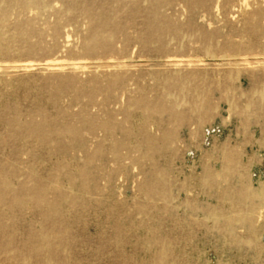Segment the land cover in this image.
I'll use <instances>...</instances> for the list:
<instances>
[{
	"label": "rangeland",
	"instance_id": "1",
	"mask_svg": "<svg viewBox=\"0 0 264 264\" xmlns=\"http://www.w3.org/2000/svg\"><path fill=\"white\" fill-rule=\"evenodd\" d=\"M35 1L0 0V172L18 173L15 188L45 181L72 201L61 203L53 229L31 205L4 217L12 230L0 237V264H44L23 249L30 231L57 239L63 264H156L160 251L168 264H264V0H162L156 11L150 0ZM105 19L117 27L96 35ZM153 27L166 30L155 39ZM90 40H98L92 50ZM124 72L131 79L124 89L89 99L92 79L105 84ZM138 98L155 111L149 118L131 106ZM82 114L97 126L111 118L115 133L85 128L81 141L47 144L24 128L9 136L14 116L23 125L33 119L78 126ZM142 136L155 140L157 152L145 153ZM119 142L126 148L113 152ZM96 147L100 154L80 191L74 168ZM6 206L0 204L1 214ZM62 222L66 233L57 230ZM66 237L71 245L63 247Z\"/></svg>",
	"mask_w": 264,
	"mask_h": 264
},
{
	"label": "bare ground",
	"instance_id": "2",
	"mask_svg": "<svg viewBox=\"0 0 264 264\" xmlns=\"http://www.w3.org/2000/svg\"><path fill=\"white\" fill-rule=\"evenodd\" d=\"M34 2V4H36V5H38V1H35V0H33ZM162 0H150V2H151V7H152V10H154V11H156L157 10V8L159 7V5H160V2H161ZM244 1H246V0H244ZM217 3H219V2H217ZM246 3V2H245ZM243 4V3H242ZM241 4V5H242ZM218 7V6H217ZM244 7V6H243ZM215 9H216V6H215ZM218 9V8H217ZM224 9V8H223ZM247 9V8H246ZM183 11V10H182ZM216 11V10H215ZM218 11H219V9H218ZM246 11V10H245ZM241 14H243V13H241ZM199 17V16H198ZM204 16L202 15V18H203ZM182 18V17H181ZM200 19V18H199ZM189 20H191V19H189ZM240 20H242V19H240ZM214 22H215V20H214ZM199 23V22H198ZM200 23H201V21H200ZM126 24H127V22H126ZM192 24H194V23H192ZM214 24V23H213ZM205 25V24H204ZM209 26V25H208ZM249 26L252 28V30H253V33L255 34V35H259L260 34V28L257 26V25H255L254 23H251V22H249ZM104 27H117L116 25H114L113 24V22L112 21H110V20H107V19H105L101 24H99L98 26H97V29L95 30V33H96V35L97 34H99L103 29H104ZM208 28V27H207ZM210 29V28H209ZM164 30H166V29H162V28H155V27H153L152 29H151V32H150V34H151V38H159V36H161V34H162V32L164 31ZM36 31V30H35ZM65 31V30H64ZM100 31V32H99ZM115 31V30H114ZM117 31H118V29H117ZM27 31L25 30V31H23V34H25ZM114 33H116V32H114ZM117 34H119V33H117ZM116 34V35H117ZM208 38V37H207ZM242 38H243V36H242ZM1 39V38H0ZM67 39V38H66ZM100 39H101V41H102V43H100ZM99 39V42H98V40H90L88 43H87V46H88V48L89 49H93V46H96V44H97V42H98V45H101V44H103L104 42H106V41H108L109 39H110V36L108 35V36H101V38ZM192 39V38H191ZM65 40V39H64ZM68 40V39H67ZM182 40H183V38H182ZM172 40L170 39V42H171ZM243 41V40H242ZM163 42H164V40H163ZM174 42V41H173ZM169 44V43H168ZM178 44V43H177ZM156 46V45H155ZM151 47V46H150ZM178 47V46H177ZM218 48V47H217ZM181 49V48H180ZM199 49V48H198ZM111 51V50H110ZM132 54V53H131ZM141 54V53H140ZM264 56V55H263ZM161 57V56H160ZM220 58V57H219ZM235 58H238V57H235ZM244 58V57H243ZM247 58V57H246ZM207 59H209V58H207ZM214 59V58H213ZM221 59H222V57H221ZM224 59V58H223ZM227 59V58H226ZM241 60V59H240ZM253 60V59H252ZM263 60V59H262ZM261 60V61H262ZM254 61V60H253ZM126 62H127V60H126ZM164 62V61H163ZM57 63V62H56ZM53 64V66L54 67H56V66H58V64L59 63H57V64ZM105 62H103V64H104ZM119 63V62H118ZM118 63H116L117 65H119ZM130 63V62H129ZM149 63V62H148ZM78 64H80V63H78ZM88 64V63H87ZM109 64V63H108ZM111 64V63H110ZM23 65V64H22ZM21 65V66H22ZM25 65V64H24ZM67 65V64H66ZM70 65V64H69ZM83 65V64H82ZM81 65V66H82ZM85 65V64H84ZM90 65V64H89ZM249 65V64H248ZM248 65H246L247 67H248ZM264 65V64H263ZM26 66V65H25ZM52 66V65H51ZM73 66V65H72ZM74 66H76V65H74ZM176 66V65H175ZM244 69H245V67L246 66H244V65H241ZM31 67V66H30ZM33 67V66H32ZM47 67V66H46ZM189 67V66H188ZM25 68V67H24ZM52 68V67H51ZM76 68V67H75ZM263 68H264V66H263ZM55 69H57V68H55ZM72 69H74V67L72 68ZM176 69H178V68H176ZM193 69V68H192ZM51 70V69H50ZM147 70V69H146ZM178 70H181V69H178ZM188 70V69H187ZM186 70V71H187ZM195 70V69H194ZM97 71V70H96ZM120 71V70H119ZM160 71H161V69H160ZM197 71V70H196ZM122 72V71H121ZM151 72V71H150ZM168 72V71H167ZM199 72V71H198ZM205 72V71H204ZM174 73V72H173ZM225 73V72H224ZM243 73V72H242ZM164 74V73H163ZM178 75H179V72L177 73ZM239 74V73H238ZM174 75V74H173ZM248 75V74H247ZM127 76V73L126 72H124V73H116V74H110L109 76H107L106 77V79L104 80V82H105V84L102 82V83H100L99 81H98V79H92L91 81H90V83H89V90H88V95H89V99L92 101V99H94L98 94H103V93H107V92H111L113 89H115V87L118 85L121 89H124V87H126V84H128V82H129V79L130 78H127L126 77ZM194 77V76H193ZM161 79V78H160ZM131 80V79H130ZM164 80V79H163ZM197 83V82H196ZM220 83V82H219ZM181 85V84H180ZM168 86V85H167ZM254 86V85H253ZM256 86V85H255ZM203 87H204V85H203ZM203 87H201V89L203 88ZM249 87V86H248ZM59 88V87H58ZM56 89V91L58 92V90H57V88H55ZM243 90V89H242ZM246 90V89H245ZM248 90V89H247ZM172 91V90H171ZM181 91V90H180ZM203 91H204V89H203ZM205 92V91H204ZM175 93V92H174ZM183 94V93H182ZM119 95V94H118ZM262 97L264 96V91L260 94ZM172 96V95H171ZM170 96V97H171ZM174 96V95H173ZM122 97V96H121ZM158 97V96H157ZM168 98V97H167ZM203 98V97H202ZM207 98V97H206ZM174 99V98H173ZM199 99H200V97H199ZM211 99V98H210ZM121 100H122V98H121ZM120 100V101H121ZM9 101H11V98H10V100ZM167 101V100H166ZM183 101V100H182ZM254 101V100H253ZM157 103V102H156ZM155 103V104H156ZM177 103V102H176ZM8 104V103H7ZM9 104H10V102H9ZM126 105V104H125ZM181 105V104H180ZM225 105V104H224ZM253 105V104H252ZM131 106H135V107H138L139 109H143L144 110V114H143V117H145V118H149L150 116H152L153 114V108H151V107H149V105H148V103H146V102H143V101H141V100H139V98L138 99H132V104H131ZM8 107V106H7ZM12 107V106H11ZM17 107V106H16ZM231 107V106H230ZM14 108V107H13ZM166 108H168V107H166ZM242 109V108H241ZM171 110H172V107H171ZM244 110V109H243ZM200 111V110H199ZM202 111V110H201ZM260 111H262V110H260ZM93 112H94V110H93ZM155 112V111H154ZM167 113V112H166ZM189 113H191V112H189ZM264 113V112H263ZM213 114V113H212ZM253 114V113H252ZM200 118V117H199ZM111 118H108V121H103L102 123H100L98 126L96 125V124H94V121H92V118H90L88 115H86V114H82L81 116H79V125L78 126H75V125H71V124H62V125H59V124H56V125H54V124H51V123H49V122H46L45 120H42L40 123H36L33 119H29L27 122H26V124L25 125H23V124H21L20 123V120H19V118H18V116H14L10 121H8V125L11 127L12 126V130H11V128H10V132H12V134H9V136L11 135V137H12V135H14V136H16V134H17V132H19L18 130H20L21 131V129L22 128H24V130L26 131V132H28L30 135H32V136H34L37 140H39L41 143H45L46 142V144H47V142H49V141H51V142H53V143H56V142H58V140L60 141V140H62V139H64V138H66V139H68L69 141H70V143H74V142H77V141H81V139L83 138L82 136H83V133H84V129L85 128H87V132H89V133H94V132H96L97 130H101V131H103V132H105L107 135H109L110 137H112L113 136V133H115V128L112 126V124H111ZM3 123V122H2ZM183 123V122H182ZM237 124V123H236ZM137 125V124H136ZM202 125V124H201ZM1 127V126H0ZM261 127H262V125H261ZM1 129H3V127H1ZM151 129V128H150ZM120 133L119 134H121L122 136H123V138H129V136H130V132L127 130V129H123L122 127H120L119 128V130H118ZM2 131H0V136H1V134L3 135L4 133H1ZM134 132V131H133ZM140 132H142V131H140ZM151 132V131H150ZM21 132H19V134H20ZM23 133V132H22ZM135 133V132H134ZM255 134V133H254ZM13 136V137H14ZM18 136V135H17ZM16 136V137H17ZM29 137V136H28ZM85 137V136H84ZM143 137V140H142V142H143V145L145 146V153H154V152H157V151H155L153 148H152V145L155 143V140L151 137V136H142ZM1 138V137H0ZM7 138V137H6ZM19 138H20V136H19ZM25 138H27V137H25ZM141 138V137H140ZM14 139H15V137H14ZM138 139V138H137ZM8 140V139H7ZM16 140H18V138L17 139H15V141ZM84 140V139H83ZM11 141V140H10ZM68 141V142H69ZM138 141V140H137ZM11 142H13V139H12V141ZM26 142V141H25ZM140 142V141H139ZM7 143V142H6ZM16 143V142H15ZM28 144V143H27ZM130 144V143H129ZM1 145V144H0ZM12 145H13V143H12ZM137 145V144H136ZM16 146V145H15ZM2 147V146H1ZM10 147V146H9ZM18 147V146H17ZM23 146H21V148H22ZM68 147H70L69 145H68ZM43 148H44V146H43ZM65 148H67V147H65ZM125 149L126 147H125V144L124 143H122V142H119V143H113V145H112V150H113V152H116L118 149ZM129 148V147H128ZM161 148V147H160ZM1 149V148H0ZM6 149V148H5ZM13 149V148H12ZM45 149H46V147H45ZM44 149V150H45ZM68 149H70V148H68ZM17 150V149H16ZM19 150V149H18ZM73 150V149H72ZM162 151H164L163 149H161ZM5 151V150H4ZM6 152V151H5ZM86 154V156H85V161L83 162V165L81 166V167H79V166H77V167H75L74 168V175H76L78 178H80V184H79V186H78V189L80 190V191H85L86 190V178H87V169H88V167L92 164V162H93V158H94V156H96V155H99L100 154V149H99V147L97 148H95V150H93L92 151V154H88L87 153V151H84ZM22 153H23V151H22ZM41 153V152H40ZM44 153V152H43ZM159 153V152H158ZM45 154V153H44ZM8 155V154H7ZM10 155H12V154H10ZM26 155V154H25ZM157 155V154H156ZM9 156V155H8ZM145 156H147V154L145 155ZM11 158L13 159L14 157H12L11 156ZM35 158V157H34ZM6 159H7V157H6ZM14 159H16V158H14ZM29 159H31V158H29ZM46 159H47V157H46ZM7 160H9V158L7 159ZM18 160V159H17ZM33 160V159H32ZM38 160V159H37ZM59 160V159H58ZM141 160V159H140ZM157 160V159H156ZM3 161V160H2ZM34 161V163H35V161L36 160H33ZM126 161V160H125ZM153 161V160H152ZM27 162V161H26ZM25 162V163H26ZM32 162V161H31ZM154 162V161H153ZM0 163H2L1 162V159H0ZM7 163H9V162H7ZM20 163V162H19ZM105 163H106V161H105ZM155 163V162H154ZM21 164V163H20ZM20 164H17V165H20ZM10 165H11V163H10ZM106 165V164H105ZM1 166H2V164H1ZM32 167H33V165H31ZM8 167V166H7ZM163 167V166H162ZM163 168H165V167H163ZM2 168H0V170H1ZM17 169V168H16ZM16 169H14V170H16ZM20 169V168H19ZM43 169V168H42ZM131 169V168H130ZM134 169V168H133ZM3 170V169H2ZM5 170H7L6 169V167H5ZM5 170L4 171H1L0 173V176H1V179H0V204H5V206H6V204H7V206H6V209H7V212H5V213H3V214H1L0 213V237L2 236V235H4L5 233H8V232H10L11 230H12V228L11 227H8V225L6 226V225H3V223H1V221H2V219H4V217L6 218V217H11V216H9V215H12L11 214V212H15V210L17 209H21V208H24V207H27L28 205H31V206H33L35 209H37L38 210V214H39V216L40 217H42V219H43V222L45 223V224H48L49 225V228H55V225H56V222H54L53 221V219L55 218V217H57V216H61V203L62 202H69V201H72L71 200V198H69V195H67V194H61L60 195V193H56L55 191H53L52 189H49L48 187H47V183L45 184L44 182H40V181H38V180H35L34 179V181H32L31 182V184L30 185H25L24 183L22 184L21 183V185H19V186H16L17 188H15L13 185H12V182H11V179H12V177H15V175L16 174H14L15 172H13V171H11V172H13V174H9V173H6L5 172ZM48 170V169H47ZM124 170V169H123ZM132 170V169H131ZM150 170V169H149ZM32 171V170H31ZM130 171V170H129ZM134 171V170H133ZM8 172V171H7ZM21 172H23L22 170H21ZM107 172V171H106ZM122 172H124V171H122ZM17 173V172H16ZM101 173H102V170H101ZM125 173V172H124ZM136 173V172H135ZM18 174V173H17ZM32 174H33V172H32ZM103 174V173H102ZM101 174V175H102ZM122 174V173H121ZM128 174V173H127ZM23 175V174H22ZM27 175H28V173H27ZM26 175V176H27ZM30 175V174H29ZM18 176V175H17ZM33 176V175H32ZM121 176H123V175H121ZM125 176V175H124ZM129 176V175H128ZM127 176V177H128ZM131 176V175H130ZM34 177V176H33ZM40 177V176H39ZM43 177V176H42ZM18 178V177H17ZM34 178H37V177H34ZM44 178H45V176H44ZM124 178V177H123ZM129 178V177H128ZM22 179H24V178H22ZM25 180V179H24ZM28 180V179H27ZM71 181H69V183H70V185H73V180L72 179H70ZM122 180V179H121ZM129 180V179H128ZM150 180V179H149ZM15 181V180H14ZM16 182V181H15ZM19 182V181H18ZM64 183V182H63ZM168 183V182H167ZM18 184H20V183H18ZM101 184V183H100ZM249 184V183H248ZM64 186H66V185H64ZM259 186H260V184H259ZM224 187V186H223ZM116 188V187H115ZM168 188V187H167ZM259 188H261V186L259 187ZM237 189H239L238 187H237ZM61 190V189H60ZM255 190V189H254ZM262 190H263V188H262ZM261 190V191H262ZM64 191V190H63ZM149 191V190H148ZM256 191V190H255ZM69 193H71V192H69ZM170 193V192H169ZM168 193V194H169ZM217 193H219V192H217ZM256 193H257V191H256ZM262 193H263V191H262ZM49 194H52L53 196H54V199H52V200H48V199H46L47 198V196L49 195ZM58 194V195H57ZM213 194H215V193H213ZM57 196V197H56ZM171 196V195H170ZM221 196H223V195H221ZM225 196V195H224ZM82 197V196H81ZM258 197H259V194H258ZM87 198V197H86ZM90 198V197H89ZM91 199V198H90ZM215 199H217V198H215ZM169 201H170V198H169ZM178 201V200H177ZM74 202V201H73ZM72 202V203H73ZM162 202V201H161ZM256 202V201H255ZM247 203V202H246ZM260 203H262L261 201L259 202V204ZM150 204V203H149ZM172 204H173V202H172ZM83 205H84V203H83ZM91 205V204H90ZM234 205V204H233ZM253 205H254V203H253ZM2 207H4L3 205H1ZM69 206V205H68ZM138 206H140V203L138 204ZM153 206V205H152ZM235 206V205H234ZM255 206H256V204H255ZM2 207L0 208V209H2ZM165 207H168L167 205H165ZM185 207V206H184ZM204 207H206V206H204ZM243 207H244V205H243ZM249 207V206H248ZM96 208V207H95ZM136 208V207H135ZM140 208V207H139ZM160 208V207H159ZM169 208V207H168ZM171 208V207H170ZM254 208V211L256 210L255 208L256 207H253ZM258 208V207H257ZM151 209V208H150ZM16 210V211H17ZM36 210V211H37ZM139 210V209H138ZM245 210V209H244ZM35 211V212H36ZM154 211V210H153ZM174 211V210H173ZM211 211V210H210ZM262 211V210H261ZM264 211V210H263ZM262 211V212H263ZM18 212V211H17ZM17 212H16V214H17ZM246 212V211H245ZM20 213H21V210H20ZM180 213V212H179ZM234 213V212H233ZM15 213H14V215H16ZM37 213H35V215H36ZM21 215V214H20ZM126 215V214H125ZM180 215V214H179ZM260 215V214H259ZM258 215V216H259ZM17 216V215H16ZM16 216L14 217V219H17L16 218ZM33 216V215H32ZM36 216H38V215H36ZM149 216V215H148ZM202 216V215H201ZM262 215H260V217H261ZM12 217V218H13ZM19 217H21V216H19ZM118 217V216H117ZM255 217V216H254ZM143 218V217H142ZM156 218V217H155ZM31 219H32V217H31ZM35 218H33V220H34ZM37 219V218H36ZM41 219V218H40ZM140 219V218H139ZM144 219V218H143ZM201 219V218H200ZM247 219V218H246ZM245 219V220H246ZM251 219H254V218H251ZM20 220V219H19ZM22 220V219H21ZM76 220V219H75ZM114 220H116V218L114 219ZM248 220V219H247ZM36 222H37V220H35ZM254 221V220H253ZM20 222H22V221H20ZM41 222V221H40ZM143 222V220L141 221V223ZM138 223H139V221H138ZM211 223V222H210ZM81 224V223H80ZM192 224V223H191ZM247 224H248V222H247ZM24 225V224H23ZM22 224L20 225V226H23ZM77 225V221L75 222V226ZM114 225V224H113ZM140 225V224H139ZM245 225V224H244ZM34 226V225H33ZM68 224H66V223H64V222H62V223H60V227H57L58 229L57 230H61V232H65L66 233V231L68 230ZM121 226V225H120ZM119 226V227H120ZM158 226V225H157ZM192 226H194L193 224H192ZM235 226V225H234ZM253 226V225H252ZM16 227V226H15ZM18 227H19V225H18ZM25 227V226H24ZM251 227V226H250ZM20 228V227H19ZM121 229H122V227H120ZM120 228H119V230H120ZM158 228V227H157ZM236 228V227H235ZM15 229V228H14ZM81 229V228H80ZM225 229V228H224ZM243 229V228H242ZM16 230V229H15ZM34 230V229H33ZM116 230V229H115ZM153 230V229H152ZM246 230H248V228L246 229ZM227 231V230H226ZM245 231V230H244ZM21 232V231H20ZM47 231H45V233H46ZM45 233L43 232V233H40V234H35V232H32V231H30V232H28L27 233V235L25 236V238L23 239V237H22V239H23V242H22V246H23V249H25V251H26V253H27V255H29V256H33L34 258H39L41 261H42V263H44V264H63V261L62 260H59L58 259V257H57V248H58V245H57V242H58V240L57 239H47L48 237H47V235H45ZM53 233V232H52ZM68 233V232H67ZM121 233V232H120ZM215 233V232H214ZM21 234V233H20ZM25 234V233H24ZM24 234H22V236L24 235ZM156 234H157V232H156ZM216 234V233H215ZM223 234V233H222ZM226 234H228V233H226ZM232 234V233H231ZM252 234H254V233H252ZM114 235H115V233H114ZM225 235V234H224ZM230 235V234H229ZM229 235H228V237H229ZM52 236V235H51ZM55 236V235H54ZM158 236V235H157ZM233 236V235H232ZM71 237V236H70ZM112 237V236H111ZM115 237V236H114ZM159 237V236H158ZM162 237V236H161ZM206 237V236H205ZM225 237H226V235H225ZM252 237H255V235H252ZM164 238V237H163ZM181 238V237H180ZM227 238V237H226ZM47 239V240H46ZM230 240H231V238H229ZM253 239H255V238H253ZM111 240V239H110ZM226 240V239H225ZM233 240H236V239H233ZM232 240V241H233ZM239 240H241V239H239ZM238 240V241H239ZM40 241H45L44 243H40ZM227 241H229V240H227ZM70 242H71V240L69 239V237L67 238H65V239H63V241H62V246L63 247H68L69 245H71L70 244ZM123 242V240L121 241V243ZM225 242V241H224ZM231 242V241H230ZM240 242V245H241V241H239ZM243 242V241H242ZM252 242V241H251ZM101 243V242H100ZM103 243V242H102ZM108 243V242H107ZM119 244V245H121L122 246V244ZM162 243V242H161ZM244 243V242H243ZM245 243H247L246 241H245ZM126 244V243H125ZM128 244V243H127ZM154 245L153 246H156L157 244H158V242H156L155 240H154V243H153ZM116 244H114V246H115ZM238 244H237V242H236V246H237ZM246 245V244H245ZM113 246V247H114ZM118 246V245H117ZM125 245L123 244V246L122 247H124ZM128 246V245H127ZM162 246V245H161ZM3 248H5V246H2ZM107 247H108V245H107ZM149 247V246H148ZM157 247V246H156ZM238 247H240V246H238ZM242 247H243V245H242ZM8 248V247H7ZM120 248V247H119ZM128 248H130V246L128 247ZM133 248V247H132ZM161 248H163V246L161 247ZM161 248H160V250H161ZM131 249V248H130ZM251 249H252V247H251ZM132 250V249H131ZM254 250H255V248H254ZM8 251V250H7ZM134 253V252H133ZM160 254H159V256L157 257V259H156V264H168L167 262H166V259H165V255L163 254V252L162 251H160L159 252ZM166 253V252H165ZM8 254H10V253H8ZM137 254H139V253H137ZM257 254V253H256ZM120 255V254H119ZM133 255V254H132ZM145 255V254H144ZM151 255H154L153 253H151ZM201 255V254H200ZM63 256V255H62ZM66 256H67V254H66ZM124 258H125V256L124 255H122ZM171 256V255H170ZM254 257V256H253ZM132 258V257H131ZM202 258V257H201ZM169 259V258H168ZM132 261V260H131ZM222 262V261H221ZM152 263V262H151ZM28 264V263H27Z\"/></svg>",
	"mask_w": 264,
	"mask_h": 264
}]
</instances>
